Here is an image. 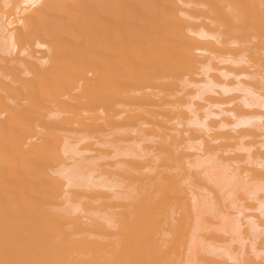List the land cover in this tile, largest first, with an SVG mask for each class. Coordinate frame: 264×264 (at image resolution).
<instances>
[{
	"label": "bare ground",
	"instance_id": "6f19581e",
	"mask_svg": "<svg viewBox=\"0 0 264 264\" xmlns=\"http://www.w3.org/2000/svg\"><path fill=\"white\" fill-rule=\"evenodd\" d=\"M189 73H197V76L202 77L201 82H191L196 90L193 96L199 101H206L208 107L204 109V117H199L187 106V113L193 118L185 126L196 128L201 134H195L201 139L205 138L203 143L207 138L206 143L211 144L220 139L230 138L234 141L236 137L227 130L234 133L240 129L234 133L235 136H246L249 129L264 130V126H260L264 111H257L264 110V0H0V264L180 263L181 256L177 255L180 251L176 250L189 249L184 248V243V246L181 244L182 236L184 239L185 235L182 227L190 217L193 219L190 215L183 222L190 209L183 207L181 201L187 195L188 200L196 201L194 197L197 192H185H192L191 186L199 185V182L194 183L192 179L189 181L190 173L187 174L185 166L189 168L193 165L188 158H196V162L206 158L216 168L219 167L218 159L225 160V156L216 157L217 152L222 150V155L229 154L239 146H223V141L217 147L204 145L202 149V143L197 148L189 147L188 144L186 147L182 144L187 141L186 135L190 136L192 132L188 134L189 131H184V127L179 129L181 131L170 128L173 136L168 132L163 133V136L161 134V137L158 135L159 138L153 136L154 140L150 139L153 147H146V154L141 151L142 147H135L140 150L135 151L130 150L128 145L127 149L116 146L117 150L115 148L109 153V157L100 153V157L85 159L81 156L83 153L77 150V145L68 146L65 142L60 150L61 157L71 162V165L61 166L56 171L52 170L50 164L59 161L60 154L53 152L55 149L50 152L53 146H49L57 138L54 139L53 134L60 132L69 134L75 131V135L76 131L80 134L84 132L85 135L88 133L86 137L91 133L108 137L116 134L121 137H114L115 140L111 137L112 140L121 142L124 141L123 134L126 136L129 132L130 136L133 129L137 132L142 126L167 129L165 124L174 122L175 118L188 117L179 111L184 99L181 96L176 99V96L180 94L177 80ZM232 93L242 96L237 97L236 94L231 99L228 97L226 102L239 103L231 110L224 111L221 108L225 106L223 97L231 96ZM208 95L217 96V102L205 99ZM211 108H216L219 113L213 112ZM224 115L231 116L234 121L228 123ZM181 124H176V127ZM211 131L219 133L211 135ZM35 132L43 134L44 138L40 137L42 147L49 144L48 149L37 148V141L36 145L27 144L34 138ZM25 137H30L27 142ZM58 141L54 143L55 146H58ZM242 145L241 140L238 153L244 151L247 158L256 157L259 163L255 158L253 164L248 161L251 164L249 166L255 163L254 167L263 170L264 154L258 152L264 151V143L259 144V150H252L256 151L253 154H250V150L257 147V144L251 145L250 150L248 147L244 149ZM25 146L26 149L23 148ZM92 151L86 150L85 153ZM181 151L198 153L190 155L191 152L188 155ZM236 155L227 159L243 158ZM105 158L118 161L102 165L105 170L93 164L95 160ZM184 159H187L185 165L182 163ZM81 160L90 163L84 166ZM200 162L193 164L196 167L205 164ZM179 163L185 167L184 176L179 173ZM248 167L243 168V171ZM247 169L245 171H249L250 178L247 174L245 176L249 183L253 174L258 176L253 177L257 180L264 176L262 170L258 173L257 169L255 172L250 167ZM48 171H54L51 174L54 173L62 180L61 185L58 184L59 188L55 189L57 185L50 183ZM209 172L212 173V170ZM219 173L216 176L221 177L222 173ZM235 175L233 173L232 177ZM222 178L217 181L222 182ZM185 179L192 185H188ZM253 179V185L259 184L254 183ZM217 181L216 187L219 184L221 188V183ZM181 184L186 185L185 189ZM248 188L246 191H255ZM68 189L94 200L92 203L107 212L103 216L86 213L74 216L77 209L71 210L72 206L67 199ZM183 189L186 190V196L181 195ZM256 191L248 192L247 195H254H250L247 200H253ZM231 195H234L233 192ZM223 196L226 197V194ZM57 199L64 201L59 209L55 207ZM197 199L200 200L198 196ZM191 202L186 205L190 207ZM193 209L195 213L196 208ZM260 213L264 217V212ZM225 214L217 216H222L223 220ZM177 215L179 217L175 218ZM169 219L172 222L178 219L176 226L172 222L169 224ZM255 223L251 226L246 223L251 231L250 237L255 235L254 232L252 234ZM164 225L168 227L167 230ZM178 225L182 227L178 228ZM185 225L191 227V222ZM174 226L178 229L174 230ZM190 227L185 226L186 231ZM225 231L222 232L227 233ZM257 232L258 237L260 232ZM165 233L174 234L170 239ZM186 243L189 246L190 242ZM219 249H213L212 252L207 249L206 253L214 259L227 258L237 262L235 264H254L251 258L257 259L259 256L252 251L253 256L248 252L252 256L248 258L238 249L239 254L231 259L229 256L234 254L224 255V251ZM185 255V259L189 260Z\"/></svg>",
	"mask_w": 264,
	"mask_h": 264
},
{
	"label": "rangeland",
	"instance_id": "374dc122",
	"mask_svg": "<svg viewBox=\"0 0 264 264\" xmlns=\"http://www.w3.org/2000/svg\"><path fill=\"white\" fill-rule=\"evenodd\" d=\"M197 72V71H196ZM197 73H199V72H197ZM196 73V74H197ZM196 74H193V73H189V74H187V75H185V76H182L179 80H177V85L179 86V87H177V89H179L178 91L180 92V94L178 93V96H176V99H180L181 97H182V100L184 101V103H183V101H182V106L183 107H181V109L179 110L180 111V113L182 114V113H185L184 114V116H188V117H186V119L184 118H182V117H180V118H175V121L176 120H178L176 123H174L175 121L174 120H172V119H170V120H172V121H174V122H169V124H165L166 126H167V129L169 130H167V129H165V128H163V129H161V128H156V126H152V125H147L146 127H144V126H142V128H139V129H137V132H136V130L135 129H133V130H135L134 132H135V134H134V132H132L131 131V135L129 136L128 134H129V132H128V134H126V136H129V137H126L124 134L122 135L123 137H126V138H123L122 137V139H124V141H121L120 142V140H119V142H117L118 140H116V141H113V140H115V138L114 137H117V139H119V137H121V135L119 136V135H110L111 137H113V138H111V137H108V136H101V135H98V134H93V133H91L92 135H89L88 137H86L87 135H88V133H87V135H85V134H83V133H81L80 134V132L78 133V131H76L77 133V135H75V131L74 132H70L69 134H67V133H65V132H60V134H58V133H54L53 134V136H54V139H55V141H54V143H56V140L58 141V139H59V141L57 142V144H58V146H55L56 144H54L53 142H51L50 144H51V146H49V144H47V147L49 146L51 149H49L50 150V152H51V150L53 151L54 149H55V151H53V152H57V154H58V152H59V156L58 157H60V160H59V158L57 159V160H59L60 161V163H57V162H59V161H55V163L54 164H50L51 166L50 167H52V170H54V171H56L57 169L59 170V168L61 167V166H69V165H71L70 163L71 162H68V161H66L63 157H61L62 155H61V153H60V150H62V146L65 144V142L66 143H68V146H74V145H77L78 146V151L80 152V153H83L81 156H83V157H85V159H88V158H90V157H100L101 155H100V153H102V155H103V153L105 154V156L106 155H108V157H109V155L111 154V152H113V150H115V148H116V150H117V148L119 147V146H121V147H119V148H123V149H127L126 147H129V148H131L130 150H135V151H140V150H138V149H141L140 147H142V149H141V151H145L144 152V154H146V153H148V150H147V148H149L150 147V145H151V147H153L152 146V143H150V139H152V140H154V138H152L153 136H157L158 138H159V136L158 135H160V137H161V134H162V136H163V133H169V135L171 134V136H173L172 135V131L171 130H173L174 128L175 129H177V130H179V129H183V127H184V131H186L187 130V132H188V134L189 133H191V134H189L190 136H188V135H184V134H182L183 135V137L185 136L186 137V140L188 141H186V143L185 144H182V145H184V146H188L189 145V147H193V148H197V147H199L200 146V144H201V148L203 149L205 146H208V145H210V146H213V147H217L218 145H222V143L221 142H223V146L225 145V146H228V145H234L233 147L235 148V146L237 147V146H239L240 147V142H241V140H242V146H243V148L245 149V148H247L248 150H250L251 149V145H255L256 146V144H257V147L259 146V144H261V142L262 143H264V130H262V129H256V130H254V129H252V131H250V129L247 131V134H246V136L245 135H239L238 134V136H235L236 134H234V133H237L236 131H239L240 129H238V130H236L234 133L233 132H231V131H229V130H227V132H229L231 135H234V137H236V139L234 140V141H232L233 139H225V140H218V142L216 141L215 143H206L207 141H208V138L205 140L206 142H204V143H206V144H204L203 143V141H204V139H201V138H199V136H200V132L199 131H197V129L196 128H194V127H187L186 128V124H188L189 122H190V120L193 118V116L191 115V114H189L188 115V111H187V106H190V108H192V110L194 111V112H196V114H197V116H199V117H204V115H205V113H204V109L206 108V107H208L207 105H208V103L206 102V101H204V100H202V101H199V100H197V99H195V97L193 96L194 94H196V90L194 89L195 87H194V85H191V82L192 83H194V82H201V78L202 77H200V76H197ZM185 79V80H184ZM188 80V81H187ZM179 81V82H178ZM194 81V82H193ZM231 81V80H230ZM233 82V81H232ZM181 83H183L182 85H180ZM194 84H196V83H194ZM181 86L183 87V90H182V88H181ZM191 86V87H190ZM196 86V85H195ZM194 87V88H193ZM185 93V94H184ZM186 93H187V96H186ZM253 93V92H252ZM183 94V95H182ZM236 94H238V96L236 95ZM234 95H235V97L237 96V97H241L242 95L241 94H239V93H232V95L230 96H226V97H223L224 99H225V103H223V105H225V106H221V108L224 110V109H228V111L229 110H231L232 109V107H234V105H236L237 103H239V102H237V103H235L234 101V103H229V100L226 102V98H228L229 97V99H231L232 97H234ZM179 96H181L180 98H178ZM185 97V98H184ZM194 97V98H193ZM218 97L216 96H206L205 97V99H208L210 102H212V103H216L217 102V99ZM219 99H220V97H219ZM223 99V100H224ZM222 100V99H221ZM231 101V100H230ZM211 103V104H212ZM229 103V104H228ZM184 104V105H183ZM230 108V109H229ZM212 109V111L213 112H215V113H217L216 111H218V113H219V110H217L216 108H211ZM211 109H210V111H211ZM114 110V109H113ZM255 110H257V109H255ZM211 111V112H212ZM224 111H226V110H224ZM258 112L260 111L261 113L264 111V110H257ZM52 112V111H51ZM83 113V112H82ZM82 113H81V115H82ZM180 115V114H179ZM67 116H71V115H66V117ZM93 116H95V115H93ZM96 116H97V114H96ZM230 116V115H229ZM91 117H92V115H91ZM90 117V118H91ZM177 117H178V115H177ZM220 118H223V116L222 117H220ZM224 118H225V120L228 122V123H230V120H232V117L230 116V117H228V116H225L224 115ZM216 119V118H215ZM219 118H217L216 120H218ZM169 120V119H168ZM210 120H214V118H211ZM261 120V119H260ZM47 121V120H46ZM183 121V122H182ZM232 121H234V120H232ZM231 121V122H232ZM261 121H263V122H259L260 123V126L261 125H263L264 126V124H262V123H264V118L261 120ZM210 121H208L207 123H209ZM164 123H166V122H163V124ZM182 123V124H181ZM234 123V122H233ZM36 124V123H35ZM171 124H175V125H171ZM176 124H181L182 125V127L180 128V126L181 125H179V127H176ZM169 126V127H168ZM155 127V128H154ZM165 127V126H164ZM153 128V129H152ZM170 128H171V130H170ZM161 129V130H160ZM174 129V130H175ZM241 129H244V128H241ZM145 131V133H144V131ZM152 130V131H151ZM159 130V131H158ZM181 130H179V131H181ZM244 130H246V129H244ZM254 130V131H253ZM140 131V132H139ZM165 131V132H164ZM222 131H226V130H222ZM241 131V130H240ZM243 131V130H242ZM148 132V133H147ZM151 132V133H150ZM156 132V133H155ZM159 132H161V133H159ZM171 132V133H170ZM39 133H41V132H35L34 134H35V136H34V138H32V139H30L29 141H28V143L27 144H29L30 146H31V144L32 145H36V147L37 148H42L43 149V147L46 149L47 147L46 146H43L42 147V141H41V138H44V136H43V134H39ZM73 133V134H72ZM133 133V134H132ZM140 133V134H139ZM143 133V134H142ZM154 133V134H153ZM167 133V134H168ZM199 134V136L198 135H196V134ZM212 133H213V135L216 133V134H218L219 133V131H218V133H217V131H215V133H214V131H211V135H212ZM38 134V135H37ZM55 134H56V136H55ZM90 134V133H89ZM139 134V135H138ZM145 134V135H144ZM151 134V135H150ZM195 134V135H194ZM149 135V136H148ZM91 136H92V138H91ZM138 136V137H137ZM202 136V135H201ZM41 137V138H40ZM90 137V138H89ZM106 137V138H105ZM156 137V138H157ZM26 138V137H25ZM28 138H30V137H28ZM28 138H26L25 140H26V142H27V140H28ZM86 138H88L87 140H86ZM109 138H111L110 139V143H108L109 142ZM134 138V139H133ZM137 138V139H136ZM239 138H241V140L239 139ZM113 139V140H112ZM138 139H140V140H138ZM143 139V140H142ZM146 139V140H145ZM39 140V141H38ZM44 140V139H43ZM85 140V141H84ZM101 140H103L102 141V143L100 144V143H97L98 141H101ZM106 140H108V141H106ZM137 140V141H136ZM217 140V139H216ZM226 140H228V141H226ZM239 140H240V142H239ZM36 141H37V143H36ZM41 141V142H40ZM135 141V142H134ZM142 142V143H140V142ZM158 142H159V140H157ZM220 141V142H219ZM232 141V142H231ZM237 141V142H236ZM33 142V143H32ZM38 142H40V143H38ZM78 143V142H81V143H78V144H76V143ZM111 142H114V144L113 143H111ZM131 142H133V143H131ZM229 142V143H228ZM239 142V143H238ZM258 142H260L259 144H258ZM36 143V144H35ZM97 143V144H96ZM105 145H104V144ZM145 143H147L145 146H144V144ZM227 143V144H226ZM251 143V144H250ZM41 144V145H40ZM72 144V145H71ZM106 144H108V145H106ZM110 144H112V145H110ZM143 144V145H142ZM149 144V145H148ZM186 144H188V145H186ZM237 144V145H236ZM239 144V145H238ZM28 145V146H29ZM102 147H101V146ZM103 145L105 146V147H103ZM129 145V146H128ZM139 145H141V146H139ZM154 145V144H153ZM205 145V146H204ZM217 145V146H216ZM246 147H245V146ZM76 146V147H77ZM116 146H118V147H116ZM125 146V147H124ZM139 146V147H138ZM143 146H144V148L146 149H144L143 148ZM209 146V147H210ZM26 147L27 146H25V147H23L24 149H26ZM55 147V148H54ZM56 147H58V148H56ZM108 147H110V148H108ZM138 148V149H136V148ZM147 147V148H146ZM150 147V148H151ZM239 147H237V149L235 148L234 150H238L239 149ZM257 147H255V148H253V149H251L250 151V154H253V152L254 153H256V151L257 150H259V147H258V149H257ZM128 148V149H129ZM242 148V147H241ZM242 148V149H243ZM29 149V148H28ZM48 149V148H47ZM144 149V150H143ZM233 149V148H232ZM39 150H41V149H39ZM44 150V149H43ZM57 150V151H56ZM86 150H93L92 151V153H89V154H86L85 153V151ZM234 150H232V153H226V154H224V155H222L220 152L222 151V150H220L219 151V153L217 152L216 153V157H222V156H225V158L224 157H222V158H224L225 160H223V159H218L217 161H218V164H219V167H220V169H219V167L217 166L216 168H218V169H216V168H214L215 166H213L212 165V163H211V161H208V159L206 160V158H204V159H202L203 161H201L202 163H205L204 165L203 164H200V166L198 165L197 167L196 166H194V164L193 163H199L200 162V160L199 161H197L196 162V158H193L192 157V159H191V157L190 158H188V160H189V162H190V164H192L193 166L192 167H190L189 166V168H188V166H185L184 167V161L185 160H187V159H184L183 160V164L181 163H179L180 165H179V171H183V168H185V170L186 169H188V171H186L187 172V174H188V172L190 173V174H188V177H189V181H191V179L194 181V183H195V181L196 182H199V185L198 186H193L189 181H187L186 179H185V182L187 181V182H189V183H187L188 185L190 184V186L192 187V189H193V191L191 192V190H189V192H185L186 190H184L185 189V187H186V185L184 184H181L180 186L182 187V185H183V190L184 191H181V192H183V193H181V195H183V196H186L187 194H184V192L185 193H194L195 194V192H197L196 194H195V196H196V198L194 197V200H196V201H193V202H191L192 200H188V195L185 197V198H183L182 199V201H181V203H183V207H187V209H190L189 211H187L186 213V215H185V217H186V219H184L183 220V222H186V220L188 219L187 218V216L188 217H190V215L193 217V219L190 217V219H188V221H187V223L188 224H190V222H191V227H190V225H185V224H187V223H184L183 224V227L180 225H178L179 227L178 228H184V230L186 231V229H185V226H186V228H189L190 227V229H187V231L185 232L184 231V233H185V235H184V233H183V235H184V239H183V236H182V241H181V244L183 245V243H184V248H186V247H188L189 249H177L176 250V252H179L180 251V253L179 254H181L182 252L181 251H183L184 250V254L183 255H179L178 253H177V255L180 257V259H179V257H178V259L180 260V263H179V260H178V263L179 264H235V263H237V262H234V261H229L227 258V260L225 259V258H221V259H217V258H213L211 255H209L208 253H206V250L208 249L209 250V252L211 251H216V249H219V250H221L222 252L224 251V255H228V254H234V255H228L230 258L232 257V256H237L238 254H239V252L242 254V253H244L243 255L245 256V257H248V258H251L252 256H253V254L254 253H256V255L258 256L257 257V259L256 258H254V257H252L251 258V260L254 262V264H264V245H263V241H264V230H263V228H264V217H263V215H262V213H260V211L261 212H264V176L263 177H259V180H257V179H253V177H258V176H256V174L254 175L253 174V177H251L252 179H253V181H254V183H257V182H259V184H254L253 185V183H251L252 182V179H249L251 182L249 183V181H248V179H247V177H249L250 178V174L248 175V173H249V167H250V169H251V171L253 170V172H255L254 170H256V172H258V173H261V170L259 171V169L258 168H256V167H254L255 166V163H254V166H249V164H250V162H251V164H253V162H255L254 161V159L256 158H247V155H246V152H244V151H239V153H238V151L236 152V151H234ZM252 150H256V151H252ZM46 151H48V150H46ZM45 151V152H46ZM42 153H43V151H41ZM50 152H48V153H50ZM52 152V153H53ZM97 152V153H96ZM181 152H183V153H186V154H190L191 152V154L190 155H192L193 153H198V152H193V151H181ZM47 153V152H46ZM96 153V154H95ZM110 153V154H109ZM156 153V152H155ZM242 153H243V155H242ZM258 153H261V154H264V151H260L259 150V152ZM45 154V153H44ZM94 154V156H92ZM153 154H154V152H153ZM221 156H220V155ZM237 154V155H236ZM56 155V154H55ZM232 155V156H231ZM235 155L236 156H239V157H243L244 158V155L246 156V158L248 159H246V158H238V157H236V158H233V159H236V160H233V159H227V157H235ZM88 157V158H87ZM82 159V158H81ZM147 160H148V158H146ZM151 158L149 157V160H150ZM196 159V160H195ZM247 160V163L245 162L246 160ZM250 159V160H249ZM253 159V160H252ZM65 160V161H64ZM106 160V161H105ZM117 160V159H113V160H110L109 158H105L104 160L103 159H101L100 161H97V160H95L94 162H93V164L95 165L96 164V166H100V168L102 167V165H106L107 163L109 164H112V163H114L115 161ZM82 161V160H81ZM112 161V162H111ZM118 161V160H117ZM117 161H116V163H117ZM182 161V160H181ZM193 161H195V162H193ZM248 161H250V162H248ZM258 161V159L256 158V162ZM83 163V165L85 166L86 164L88 165V163H90L89 161H87V162H84V161H82ZM188 162V161H187ZM189 162L186 164V165H188L189 164ZM193 162V163H192ZM200 162V163H201ZM209 162L211 163V164H209ZM257 163H259V162H257ZM207 164V165H206ZM214 164H216V163H214ZM250 164V165H251ZM197 165V164H196ZM202 165V166H201ZM206 165V166H205ZM209 165H211V166H209ZM182 166V169L180 170V167ZM248 167V169H247V171H248V173L245 171L246 169H244V171H243V168H245V167ZM105 166H103L102 167V169L103 170H105L106 168H104ZM195 167V168H194ZM238 167H239V169H242V171L241 170H239L238 169ZM253 167H254V169H253ZM202 168V169H201ZM237 168V169H236ZM101 169V170H102ZM199 169V170H198ZM208 170V171H206V170ZM218 170V172L216 171V170ZM185 170L183 171V173L185 172ZM196 170H198V171H196ZM205 170V171H204ZM212 170V173H210L209 171H211ZM54 171H50L51 173L52 172H54ZM195 171L197 172V174L195 173ZM202 171V172H201ZM181 172H179L181 175H186L185 173L183 174V173H181ZM219 172H221L222 173V176L220 177V176H216L217 174L216 173H219ZM231 172H232V174H231ZM243 172L245 173V174H243ZM48 173V175H49V179H50V183H54V185H57V186H55V189H57L56 187H58L59 188V185L58 184H60V182L62 181L61 179H59V177L57 176V175H54V173L53 174H51V173H49V171L47 172ZM203 173H205V175L203 174ZM233 173H235L236 175L234 176V177H232L233 176ZM262 173H264V169L262 170ZM193 176H192V175ZM210 174V175H209ZM220 174V173H219ZM223 174H225V175H223ZM247 174V175H246ZM208 175V176H207ZM215 176V179H216V177H217V179L215 180V179H213L214 178V176ZM247 177H246V176ZM191 176H192V178H191ZM223 176H225V177H223ZM243 176H245V177H243ZM261 176V175H260ZM187 177V178H188ZM201 177V178H200ZM205 177H207V178H205ZM222 178L223 180H222V182H219L220 181V179L219 178ZM231 177L233 178V180H231ZM224 178H226L225 180H224ZM230 178V179H229ZM245 178V179H244ZM204 179V180H203ZM207 179H211V181L209 180H207ZM213 179V180H212ZM243 179V180H242ZM217 181V180H219V181H217V183L219 182V183H221L220 185H222V187L221 188H219L220 186H219V184H217V186H218V188L216 187V182L215 181ZM231 183H230V182ZM236 181H238V182H236ZM239 181H240V183H239ZM243 181V182H242ZM244 181H246V183L244 182ZM215 182V183H214ZM227 182V185L225 184ZM62 183V182H61ZM193 183V182H192ZM204 183V184H203ZM212 183H214V185H212ZM233 183V184H232ZM244 185V187H242V184ZM230 185V188H229V185ZM247 184V185H246ZM249 184H251V185H249ZM61 185V184H60ZM194 185H197V183L196 184H194ZM202 185V186H201ZM240 185V186H239ZM256 185V186H255ZM200 186H201V189H199L200 188ZM227 188H226V187ZM235 186V187H234ZM187 187H189V186H187ZM191 187H189V189L191 188ZM247 187H249L248 189H251V190H257L256 191V193H255V196H254V198H253V200L252 199H250L249 198V200H247L248 199V197L251 195V197H253L252 195H254V194H248L247 195V193L248 192H251L250 190H247L246 191V189H247ZM53 189H54V187H52ZM196 188V191L194 190ZM223 188V190H221ZM226 188V189H225ZM232 188V189H231ZM237 188V189H236ZM243 188V189H242ZM231 189V190H230ZM241 189H242V192H243V190H245L244 192H243V194H242V192H241ZM182 190V189H181ZM188 190V189H187ZM209 190V194L207 193V191ZM233 190V191H232ZM55 191V190H54ZM229 191V192H228ZM254 191V192H255ZM201 192V193H200ZM207 194H206V193ZM232 192H233V194L234 195H231L232 194ZM254 192H251V193H254ZM199 193H200V195H203L202 197L199 195ZM231 193V194H230ZM69 194V195H68ZM198 194V195H197ZM206 194V195H205ZM222 194V195H221ZM226 194V197L225 196H223V195H225ZM211 195V196H210ZM246 195V196H245ZM190 196V195H189ZM197 196L200 198V200H198L197 199ZM208 196V198L206 199V197ZM217 196H219V197H217ZM235 196V197H234ZM213 199H212V198ZM258 197V198H257ZM191 199H192V197H190ZM204 198L206 199V200H209V201H207L206 202V200H204ZM215 198V199H214ZM221 198V200H223V203L221 202V200H219ZM224 198V199H223ZM231 198H233V199H231ZM67 199H68V201H69V204L72 206V208H71V210H73V209H77L76 210V213L74 214V216H80L81 215V213L83 214V213H86V214H92V215H94V216H103L104 214H105V212H107V210L106 209H104V210H101V209H99V207H98V204H95V203H92V202H94V200H89V199H86V197H84L83 196V194L82 193H74V191L73 190H70V189H68L67 190ZM188 201H187V200ZM203 199V200H202ZM228 199V200H227ZM257 199V201H255V200ZM58 201H57V204L55 205V207L57 208V209H59V208H61V206L63 205V203H64V201H62L61 199H57ZM187 202H186V201ZM202 200V201H201ZM210 200H211V203H210ZM218 201V202H216V201ZM231 200V201H230ZM258 200L260 201V202H258ZM197 201H199V204H198V202ZM228 203H227V202ZM231 203H230V202ZM92 204H91V203ZM191 202V204H190V207H192V208H190V207H188V204L186 205V203H190ZM197 202V203H196ZM202 202V203H201ZM214 202V203H213ZM184 203H185V205H184ZM194 203H196L197 204V206H195V204ZM205 203V204H204ZM210 203V204H209ZM257 203V204H256ZM260 203V204H259ZM201 204H204V205H202L201 206ZM206 204H207V206H206ZM216 206H215V205ZM226 204V205H225ZM228 204V205H227ZM232 204H233V206H232ZM209 205V206H208ZM212 205V206H211ZM220 205V206H219ZM221 205H222V208H221ZM225 205V206H224ZM232 206V207H231ZM234 206H236V207H234ZM238 206V207H237ZM207 207H209L208 209H207ZM220 207V208H219ZM228 207V208H227ZM232 208V209H230V208ZM236 209V211H235V209ZM262 207V208H261ZM193 208H196L195 209V213L193 212ZM199 208V209H198ZM202 208V209H201ZM211 208V209H210ZM219 208V209H218ZM225 208V209H224ZM193 209V210H192ZM201 209V210H200ZM204 209V210H203ZM214 209V210H213ZM218 209V210H217ZM229 209V210H228ZM203 210V211H202ZM217 210V211H216ZM237 210H239V211H237ZM181 211L182 210H180V212H179V214L181 213ZM202 211V212H201ZM215 211V212H214ZM222 213H221V212ZM227 213V214H225V212ZM189 212L191 213V214H189ZM236 212H239V213H237L236 214ZM258 212H259V214H258ZM197 213V214H196ZM241 213V214H240ZM214 214V215H213ZM217 214H222V215H224L225 214V218L228 220V221H231L230 223H228V221L224 218V216H223V220H222V216L220 217H218L217 216ZM230 214V215H229ZM231 214H233V216H231ZM234 214H235V216H234ZM261 214V215H260ZM198 215V216H197ZM226 215H228L227 217H226ZM238 215V216H237ZM214 216V217H213ZM217 216V217H216ZM239 218H237V217ZM254 216V217H253ZM177 217H179L178 215L175 217V218H177ZM199 217V218H198ZM229 217H231V218H229ZM253 219H255L256 218V220H252V218ZM258 217V218H257ZM174 216H173V221H174ZM235 218V219H234ZM251 218V220L253 221L252 222V224L253 223H255L256 221V223H257V225H256V223H255V225L253 226V227H255V229L252 231V234H253V232L255 233V235L253 234V237H252V235H251V237H250V235H249V233L251 234V231L249 230L250 228H249V226H251L252 224H251V220H249ZM263 218V219H262ZM192 219V220H191ZM224 219H225V221H224ZM168 220V219H167ZM172 220L170 221V219H169V224H171V222H172ZM177 220L178 219H176V221L175 222H172V225L174 224L175 225V223L177 222ZM196 220V221H195ZM235 220H237V222L235 221ZM239 220V221H238ZM247 220L250 222H247ZM198 221V222H197ZM223 221H224V223H223ZM226 221H227V225H226ZM233 221H234V223H233ZM166 222V221H165ZM182 222V223H183ZM194 222V223H193ZM239 222V223H238ZM244 222H245V224H244ZM260 222H262V223H260ZM181 223V224H182ZM221 223V224H220ZM231 223H233V225L231 224ZM236 223H238V224H236ZM246 223H248L249 224V226H247L246 225ZM219 224L221 225V226H219ZM244 224V225H243ZM251 224V225H250ZM171 226V225H170ZM176 226V225H175ZM173 227V228H175L174 230H176V229H178L177 227ZM189 226V227H188ZM241 226V227H240ZM244 226V227H243ZM263 226V227H262ZM164 227H166V228H164L165 230H167V226L166 225H164ZM219 227H221L220 229H219ZM240 227V228H239ZM217 228L219 229V230H217ZM233 230H232V229ZM244 228H246V230L244 229ZM225 229H226V231H225ZM262 231H261V230ZM181 230V229H180ZM189 230V231H188ZM207 230V231H206ZM225 231V232H227V233H224V232H222V231ZM239 230V231H238ZM243 230H245L244 232H243ZM178 231V230H177ZM217 231V232H216ZM220 231V232H219ZM247 231H249V232H247ZM260 232V234L258 233V232ZM168 232V231H167ZM180 232V231H179ZM188 232V233H187ZM238 232V233H237ZM256 232L258 233L257 235H258V237L256 236ZM177 233V232H176ZM175 233V234H176ZM235 233H237V235L235 234ZM263 233V234H262ZM169 234H170V232H169ZM169 234H166L165 233V236L166 235H168V236H166V237H169L170 239H171V235L172 234H174V233H172L171 235H169ZM177 234H179V233H177ZM226 234H228V235H226ZM231 234H232V237H231ZM236 236H235V235ZM245 234V235H244ZM262 234V235H261ZM218 235V236H217ZM161 236V235H160ZM159 236V238H161ZM197 236H199L198 238H197ZM236 237V240H238L237 242H236V240H234L235 239V237ZM166 237H164V239H166ZM175 237V236H174ZM187 238V240H186V238ZM245 237V238H244ZM248 237V238H247ZM255 237V240L253 239ZM256 237H257V239H256ZM163 238V237H162ZM161 238V239H162ZM200 238V241L198 242V239ZM243 239V240H241V239ZM170 239H168L167 238V240H170ZM232 239V240H231ZM245 239H247V240H245ZM166 240V241H167ZM192 240V241H191ZM234 240V241H233ZM245 240V241H244ZM184 241V242H183ZM186 241H188V242H190L189 243V246H186ZM242 241H244V242H242ZM193 242V243H192ZM195 242H196V244H195ZM234 242H236V243H234ZM240 242V243H239ZM250 242H251V244H250ZM253 242V243H252ZM186 243V244H185ZM192 243V244H191ZM232 243H234V244H232ZM180 244V245H181ZM237 244H240V245H242V246H240L239 247V245H237ZM179 245V244H178ZM192 245V246H191ZM227 246V247H226ZM191 247V248H190ZM218 247V248H217ZM222 247V248H221ZM181 248H183V247H181ZM224 248V249H223ZM228 248H229V250H228ZM249 248H251L250 250H249ZM204 249V250H203ZM214 249V250H213ZM226 249V250H225ZM234 249V250H233ZM238 249H239V252H238ZM242 251H241V250ZM203 250V251H202ZM208 250H207V252H208ZM228 250V251H227ZM202 251V252H201ZM221 251H220V253H221ZM229 252L230 251V253H227V252ZM244 251V252H243ZM252 251H254L253 252V254H252ZM263 251V252H262ZM196 252H198V255H197V253ZM199 252H200V254H199ZM206 254H205V253ZM219 252V251H218ZM232 252V253H231ZM246 252V253H245ZM248 252H249V254L250 255H252V256H250L249 254H248ZM227 253V254H226ZM235 253H236V255H235ZM185 254H187V256H188V258H189V260L186 258L185 259V257H186V255ZM247 254V255H246ZM197 257V258H196ZM200 257V258H199ZM205 258V259H204ZM233 259H235V257H232ZM231 258V259H232ZM259 258V259H258ZM199 259H202V260H199ZM261 259V260H260ZM204 260V261H203ZM208 260V261H207ZM206 261V262H205ZM243 263V262H242Z\"/></svg>",
	"mask_w": 264,
	"mask_h": 264
}]
</instances>
